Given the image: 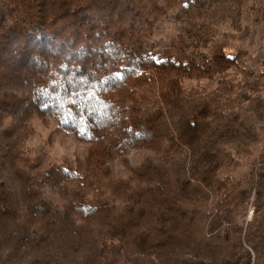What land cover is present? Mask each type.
Listing matches in <instances>:
<instances>
[{
  "label": "trees",
  "instance_id": "obj_1",
  "mask_svg": "<svg viewBox=\"0 0 264 264\" xmlns=\"http://www.w3.org/2000/svg\"><path fill=\"white\" fill-rule=\"evenodd\" d=\"M177 1L0 0V138L36 116L87 146L82 159L43 172L27 171L36 157L6 153L24 231L2 184L0 220L22 245L33 248L47 231L69 240L89 232L96 251L80 264H117L132 246L160 264L184 248L194 259L179 264H264V156L248 161L241 179L231 174L258 140L250 121L264 106V66L235 84L221 78L242 51L215 42L214 21L181 31L173 56L146 52L153 26ZM213 79L206 93L184 88ZM142 150L159 154L126 179L113 173L116 160ZM212 197L213 219L191 243L194 218H206ZM251 197V220L236 221Z\"/></svg>",
  "mask_w": 264,
  "mask_h": 264
},
{
  "label": "rangeland",
  "instance_id": "obj_2",
  "mask_svg": "<svg viewBox=\"0 0 264 264\" xmlns=\"http://www.w3.org/2000/svg\"><path fill=\"white\" fill-rule=\"evenodd\" d=\"M204 21H214L216 27L215 42H220L222 47L229 50L231 54L242 51L237 67L229 69L221 78L231 83H238L245 75V72L252 71L255 75L262 71L264 66V0H178L175 5L162 16L152 28L151 37L144 41L143 46L146 52L153 56H173L175 54L177 35L186 30L187 26L193 30ZM216 79L205 80L200 83L196 81H185V90L197 88L206 93L216 87ZM204 90V91H203ZM264 100V88L261 92ZM253 120L250 121L258 136L256 144L250 146L249 154L238 155L240 166L232 169L231 174L236 179H241L247 172L248 161L257 160L264 156V106L254 110ZM6 124V123H5ZM3 125V124H2ZM27 127V129H25ZM24 128H16V132L7 140L0 138V184L8 191L11 207L16 213L15 220L18 230L24 225L23 205L18 194V180L13 174L11 157L6 153L20 152L28 157H36L35 164H32L27 171H46L52 166L61 165L63 162H75L82 159L86 145L78 141L73 135L65 132H56V125L33 117ZM9 142L11 145L6 149L4 145ZM158 151L142 150L130 152L125 156L126 162L116 160L112 171L119 175L120 179H126L131 169L146 157L153 156ZM8 159H5V158ZM120 161V162H119ZM18 167L19 162H16ZM45 197L53 205H61L60 200L52 191L44 193ZM210 198L202 211H205L206 218L196 216L190 229L189 242L194 243L196 237L201 235L204 227L213 219L211 213H215L216 203ZM252 197L245 208L237 214L236 221L246 224L251 220L253 207ZM0 220V259L1 264H80L86 260L93 259L92 252L96 247L91 238L96 235L82 232L73 233L68 239V234L60 235V232L50 231L42 234L47 238H36L30 240L34 245L32 248L22 245L17 240L18 234ZM226 225H223L225 227ZM12 229V230H11ZM17 230V232H19ZM24 231V229H22ZM49 232V233H48ZM24 232L20 231V235ZM31 239L33 235L25 236ZM54 236V237H53ZM62 237L65 242L61 240ZM68 239V240H67ZM213 243H222L219 240H210ZM118 244V241H114ZM133 247V246H132ZM127 248L117 257V264H160L157 258H151L137 252L134 248ZM188 248L178 249L174 255L167 256L162 264H179L182 260H193L192 255L187 254ZM202 258V257H201Z\"/></svg>",
  "mask_w": 264,
  "mask_h": 264
}]
</instances>
